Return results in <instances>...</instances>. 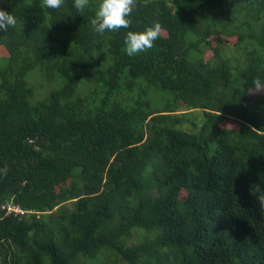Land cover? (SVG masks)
I'll list each match as a JSON object with an SVG mask.
<instances>
[{"label": "trees", "instance_id": "obj_1", "mask_svg": "<svg viewBox=\"0 0 264 264\" xmlns=\"http://www.w3.org/2000/svg\"><path fill=\"white\" fill-rule=\"evenodd\" d=\"M99 2L0 3V264H264V0Z\"/></svg>", "mask_w": 264, "mask_h": 264}, {"label": "clouds", "instance_id": "obj_2", "mask_svg": "<svg viewBox=\"0 0 264 264\" xmlns=\"http://www.w3.org/2000/svg\"><path fill=\"white\" fill-rule=\"evenodd\" d=\"M3 0H0L2 3ZM45 6L51 9H59L63 0H44ZM88 5V0H74L73 7L83 10ZM134 0H100L97 10L90 23L98 34L115 32L120 29H128L131 23ZM17 17L14 13L0 8V31H6L17 25ZM162 25L155 22L142 31L129 30L124 39V50L127 55L134 56L153 46L160 36ZM256 90H264V77L257 76L253 79Z\"/></svg>", "mask_w": 264, "mask_h": 264}, {"label": "rangeland", "instance_id": "obj_3", "mask_svg": "<svg viewBox=\"0 0 264 264\" xmlns=\"http://www.w3.org/2000/svg\"><path fill=\"white\" fill-rule=\"evenodd\" d=\"M49 90H50V87H46V88H43V89H41L40 91H39V93H38V97H42V96H44L45 94H47V92H49ZM227 122H225V123H222V125H223V127H227L228 125L226 124ZM235 124V123H234ZM231 126H232V124H231ZM235 126V125H234Z\"/></svg>", "mask_w": 264, "mask_h": 264}, {"label": "built area", "instance_id": "obj_4", "mask_svg": "<svg viewBox=\"0 0 264 264\" xmlns=\"http://www.w3.org/2000/svg\"><path fill=\"white\" fill-rule=\"evenodd\" d=\"M9 210H10V211H13V210L15 211V210H16L17 212H20L19 209H13V208H11V207L9 208Z\"/></svg>", "mask_w": 264, "mask_h": 264}]
</instances>
